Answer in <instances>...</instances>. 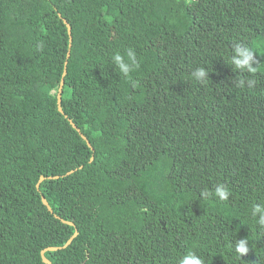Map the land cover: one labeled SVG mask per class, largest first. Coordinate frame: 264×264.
<instances>
[{"label": "trees", "instance_id": "trees-1", "mask_svg": "<svg viewBox=\"0 0 264 264\" xmlns=\"http://www.w3.org/2000/svg\"><path fill=\"white\" fill-rule=\"evenodd\" d=\"M263 52L264 0H0V264H264Z\"/></svg>", "mask_w": 264, "mask_h": 264}, {"label": "clouds", "instance_id": "clouds-1", "mask_svg": "<svg viewBox=\"0 0 264 264\" xmlns=\"http://www.w3.org/2000/svg\"><path fill=\"white\" fill-rule=\"evenodd\" d=\"M43 44L42 42L37 44V49H42ZM236 51L238 53H240V56L242 57L241 59H236L235 63L237 64V66L240 67H244V66H248V70L251 72H255L256 68L252 67L250 65V61L252 60V54L250 51L248 50H243L239 47H237ZM114 59L117 63L120 64L121 69L123 70L122 74L124 75V77L129 78V75H125V73H127L128 71V64L125 63V57L121 56L120 54H116L114 56ZM127 60L132 62L135 67H133L132 71H135L136 68L139 67L138 64H136L135 62V58H134V54L129 51L127 53ZM255 83V81L250 80L249 81V87H251L253 84ZM241 87H243V84L241 83ZM215 195L219 197L220 200H227V197L229 195V191L227 188H225L223 185H218L216 187L215 190ZM256 213H261V219H260V223L264 224V206H260V205H253L251 208V216L253 219H255V215ZM248 247H246V241L245 240H240L237 243L236 246V252L242 256L243 254H246L248 252ZM202 258H197L194 253L189 252L187 255L183 256L180 260V264H201Z\"/></svg>", "mask_w": 264, "mask_h": 264}, {"label": "water", "instance_id": "water-1", "mask_svg": "<svg viewBox=\"0 0 264 264\" xmlns=\"http://www.w3.org/2000/svg\"><path fill=\"white\" fill-rule=\"evenodd\" d=\"M63 21H64V23H65L66 26H67V31H68V33H69V40L71 41V36H70V28H71V27H70V24L67 22L66 19H63ZM69 45H70V44H69ZM67 55H69V52L67 53ZM65 73H66V61H65V64H64V69H63V71H62V76H61V79H60V83H59V86H58V89H57V107H58V110H60V111H63L62 106H61V91H62V85H63V81H64L63 78H64ZM69 121H70V123H71V124H72V125H73V126L79 131V133L81 134V136H82L83 138L86 139V136L80 131V129L76 126V124H75L71 119H69ZM87 143L90 145V142H89V141H87ZM91 148L93 149V147H91ZM91 159H92V156H91ZM70 172H72V170H69L67 173H70ZM43 178H44L43 175H41V176L39 177V179H38V181H37V183H36L37 186L39 185V182H40ZM41 200H42V202L46 205V207H47L50 211H52V208H51V206H50L48 200H47L43 195L41 196ZM56 217H58V215H56ZM62 220L65 221V222H67V223H69V224H73L72 221L65 220V219H62ZM76 234H77V231L75 230L74 233L72 234V236H70V237L67 239V241L62 245V247L68 245V244L71 242L72 238H73ZM59 247H60V246H48V247H46V248H44V249L41 250V256H42V259H43V261H44L46 264H50L51 262H50V260L45 256L44 252H45L46 250H55V249H58Z\"/></svg>", "mask_w": 264, "mask_h": 264}, {"label": "rangeland", "instance_id": "rangeland-1", "mask_svg": "<svg viewBox=\"0 0 264 264\" xmlns=\"http://www.w3.org/2000/svg\"><path fill=\"white\" fill-rule=\"evenodd\" d=\"M262 55H263V57H264V52H263V54H262Z\"/></svg>", "mask_w": 264, "mask_h": 264}]
</instances>
